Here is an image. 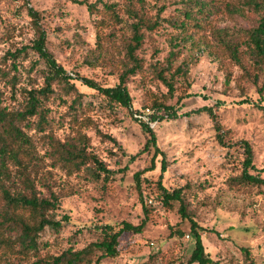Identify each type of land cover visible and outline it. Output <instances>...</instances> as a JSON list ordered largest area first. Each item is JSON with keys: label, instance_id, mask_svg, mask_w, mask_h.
<instances>
[{"label": "rangeland", "instance_id": "374dc122", "mask_svg": "<svg viewBox=\"0 0 264 264\" xmlns=\"http://www.w3.org/2000/svg\"><path fill=\"white\" fill-rule=\"evenodd\" d=\"M111 1L117 3L123 21L116 24L110 20L100 27L105 34L100 53L96 42L100 15L91 14L86 5L72 0H0V106L9 111L23 109L25 89L44 84L45 65L42 60L35 65L38 55L34 51L18 57V71L8 56L35 36L30 6L41 13L48 48L68 72L104 86L118 83L128 63L126 44L133 34V19L126 12L128 0ZM146 1L151 15L160 13L161 25L155 30L144 29V41L137 50L142 68L128 77L134 111L74 80L77 91H68L70 85L65 83H54L56 94L45 101L50 120L46 129H38L37 117L23 124L34 138L35 161L27 170L35 191L39 197L56 195L58 206L49 210V216L62 222L57 228L46 226L40 233L39 254L80 249L99 237L97 226L123 220L138 224L147 216L144 230L125 232L119 254L100 264H187L195 236L190 221L181 216L180 202L164 203L162 183L169 190L182 187L189 213L208 228L201 230L203 243L217 264H247L243 247L257 264H264V185L233 182L242 172L243 140L252 145L256 166L264 168V90H259L264 64L254 65V54L240 35L244 29L258 26L260 14L229 13L220 2L202 13L193 0ZM192 19L203 22V27L189 30ZM223 28L239 42L248 74L229 55H220L222 46L215 30ZM177 67L184 72L173 74L175 90L171 94L162 74L170 76ZM75 96L80 100L72 105ZM159 102L174 105L179 116L151 122L161 150L155 155L154 146L144 150L149 133L136 118L142 114L150 122ZM204 105L213 107L216 119L229 131L225 142L219 140L216 119L208 112L185 115ZM72 106L91 118L82 130L90 136L89 150L113 170L109 179L94 177L92 162L90 168L68 173L53 156V142L69 143L75 137ZM164 158L168 165L162 172ZM23 180L24 175L17 174L7 185L12 191L29 193ZM1 201L0 190V210ZM177 228L185 234H179ZM11 258L23 259L18 254Z\"/></svg>", "mask_w": 264, "mask_h": 264}, {"label": "trees", "instance_id": "16d2710c", "mask_svg": "<svg viewBox=\"0 0 264 264\" xmlns=\"http://www.w3.org/2000/svg\"><path fill=\"white\" fill-rule=\"evenodd\" d=\"M76 3L87 6L91 14H96L100 17L96 20L99 26L97 30V47L100 53L103 52L105 34L101 32L100 27L108 25L110 20L112 23H120L123 17L120 16L117 8V3L111 0H72ZM198 5L199 12L205 13L219 2L226 4L229 13H245V11H254L260 14L259 24L256 27L244 29L247 44L254 54V65L260 67L264 64V0H229L225 3L222 0H193ZM99 3L102 6L99 7ZM128 15L133 19L131 28L133 34L131 40L126 44V57L128 63L125 70L119 76V82L114 85H101L97 80L87 77L76 76L68 72V70L57 60L54 53L48 48V32L41 22V13L33 7H29V13L32 17L33 29L35 36L30 44L23 45L21 48H16L15 51H9L8 56L11 57V66L18 71V57L28 55L29 50L34 51L38 55V60L44 62L42 69L44 84L41 87H32L25 89L26 103L24 108L17 111H9L5 107L0 106V190L2 196V209L0 210V264H100L103 259L116 257L119 254L120 238L125 232H141L147 224V216L140 223L134 224L130 221L123 220L120 223H105L97 226L99 237L85 245L80 249L68 248L60 254H39V235L45 230L46 226L59 227L61 220H56L49 216V210L55 209L58 206L56 195L52 198L39 197L35 191L34 183L28 173V166L35 161V144L34 138L24 128L23 124L37 117V127L39 130H44L49 125L50 120L47 114L46 99L51 95L56 94L54 83H65L70 85L68 91L76 90L77 87L74 80L81 81L82 84L96 89L103 94L111 103L120 104L124 107L133 110V96L128 86V77L130 74L137 73L142 68V58L138 55L137 50L142 46L145 32L147 30H155L160 27L161 21L159 18L151 15L147 10L146 0H128L127 10ZM187 15L189 14L186 11ZM194 21V22H192ZM205 23H209L205 22ZM204 23L200 20L192 19L187 27H203ZM182 27L186 26V22L181 23ZM215 29V28H213ZM192 31V30H191ZM215 32L221 41L220 55H229L240 67L245 69L248 74L249 66L243 60L239 51V42L228 36L226 28L216 29ZM192 33V32H191ZM34 67V66H33ZM176 72L183 73L181 67H177L175 72L167 76L162 74V79L169 87V92L174 93ZM251 75V74H250ZM253 77V76H252ZM255 81H258V74L254 75ZM227 79H230L228 75ZM264 90V81L259 88ZM0 100L1 91H0ZM78 96L73 99L72 105L78 102ZM246 102V101H244ZM73 107V106H72ZM264 109V105L261 106ZM71 126L75 129V137L69 143L53 142V156L58 158L68 173L80 171L88 166L89 162L95 165L92 167L94 177L100 178L103 175L104 179H109L113 173L111 168L99 159V157L89 150L90 136L82 129L90 125V117L80 114L79 108H70ZM163 111V113H162ZM208 112L214 119L216 114L212 106L204 105L197 109L185 112V115H190L193 112ZM138 112V110H137ZM178 110L174 105L165 102H159L154 105V111L150 114V122L144 119V115L139 114L136 118L140 122L142 128L149 133V138L146 142L144 150H148L151 146L155 147V155L161 150L157 145V136L151 126V122L160 121L165 117H178ZM217 136L223 143L229 131L224 129V126L216 119ZM245 158L242 161V172L233 178L234 183L264 185V168H258L254 163V154L252 145L248 140H243ZM138 154L133 155L136 158ZM154 161V159H153ZM167 162L165 158L162 160V172L167 170ZM152 167H154L152 165ZM19 170V173H16ZM127 168V166L125 167ZM18 174L24 175L23 183L29 193L12 191L7 185L8 181H12ZM139 180L140 173H136ZM161 192L164 203L171 205L173 201H179V211L183 219L190 221V232L195 236V247L187 264H217L218 260L213 259L208 252L205 251L201 230H208L201 226L189 213L186 200L184 198L182 187L169 190L160 183ZM145 214L148 212L146 204ZM179 234L184 235L185 232L177 228ZM13 232H15L13 234ZM243 250L248 258L247 264H257L256 260L251 255L248 248L243 247ZM18 254L22 256V260L12 259L11 256ZM31 256L36 258L31 260Z\"/></svg>", "mask_w": 264, "mask_h": 264}, {"label": "built area", "instance_id": "2783aa9c", "mask_svg": "<svg viewBox=\"0 0 264 264\" xmlns=\"http://www.w3.org/2000/svg\"><path fill=\"white\" fill-rule=\"evenodd\" d=\"M145 118V117H144Z\"/></svg>", "mask_w": 264, "mask_h": 264}]
</instances>
